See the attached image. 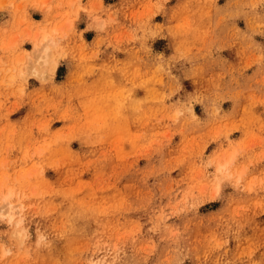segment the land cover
<instances>
[{
	"label": "rangeland",
	"instance_id": "374dc122",
	"mask_svg": "<svg viewBox=\"0 0 264 264\" xmlns=\"http://www.w3.org/2000/svg\"><path fill=\"white\" fill-rule=\"evenodd\" d=\"M0 264H264V0H0Z\"/></svg>",
	"mask_w": 264,
	"mask_h": 264
}]
</instances>
